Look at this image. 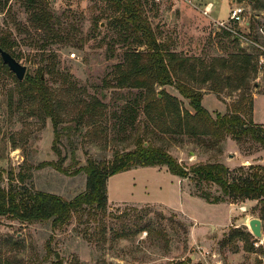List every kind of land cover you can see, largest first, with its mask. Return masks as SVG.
Returning <instances> with one entry per match:
<instances>
[{
    "label": "rangeland",
    "instance_id": "obj_1",
    "mask_svg": "<svg viewBox=\"0 0 264 264\" xmlns=\"http://www.w3.org/2000/svg\"><path fill=\"white\" fill-rule=\"evenodd\" d=\"M45 1L68 30L66 42L47 44L40 50V35L30 28L20 0H0V35L12 43L10 53L26 67L25 76L39 74L45 83L59 116L60 137L55 146L61 156L52 149V123L37 95L0 68L1 187L7 188L10 180L18 189L72 200L85 190L83 173L68 176L52 167H35L59 159L64 169L74 168L72 158L79 166L88 160L109 161L115 153L133 150L137 138L164 149L187 168L213 162L232 172L240 167L264 168V148L250 139L238 143L228 137L212 146L205 137L176 133L175 120L160 116L153 108L150 113L155 120L149 121L143 110L147 101L134 102L137 90L117 86L125 76L121 73L125 67L118 66L124 64L133 45L114 26L113 14L103 1ZM143 1L144 15L157 40L168 51L189 59L175 81L200 89L201 104L212 117L230 113L250 95L251 117L247 106L240 113L264 131V0ZM208 2L213 8L205 16L202 10ZM232 2L244 8V23H229L230 30L218 29V22H227ZM248 26L257 40H251ZM223 31L241 35L239 43H231ZM240 51L252 58L256 68L248 94L231 90L233 77L226 81L225 62ZM211 69L205 84L204 72ZM161 90L189 109L188 101L174 87L154 86L153 92ZM127 107L137 111L132 123L122 118ZM168 127L173 131L165 130ZM178 183L168 172L135 168L108 179L104 213L86 209L56 227L51 222L20 223L0 217V264H264L260 204H208L194 195L199 191L190 177ZM200 190L219 193L213 185ZM150 202H166L172 208ZM252 219L261 222L259 239L249 228Z\"/></svg>",
    "mask_w": 264,
    "mask_h": 264
},
{
    "label": "trees",
    "instance_id": "obj_2",
    "mask_svg": "<svg viewBox=\"0 0 264 264\" xmlns=\"http://www.w3.org/2000/svg\"><path fill=\"white\" fill-rule=\"evenodd\" d=\"M28 13V22L31 29L35 30L43 44L39 45L42 50L47 44H56L67 41L68 30L63 28L61 17L55 16L50 9L49 2L45 0H20ZM113 14L112 23L121 33L128 38L133 47L126 53L124 64L118 68L125 67V76L118 79L119 88L128 87L137 90L134 102L145 99L147 105L144 107L145 116L149 121H154L150 109H154L160 116H168L175 120L177 124L176 133L192 136L194 138L205 137L206 142L212 146L218 145L225 138H230L235 142H242L250 139L264 148V131L262 127L253 124L251 118L247 121L241 115L243 106H247L251 117L253 98L246 95L240 106L234 105L230 113H216L213 117L202 106V92L194 89L180 81L178 78L180 68L185 67L189 59L175 55L167 50L163 43H160L147 19L144 15L143 0H101ZM62 17L69 18L71 15L63 14ZM97 22V21H95ZM96 24V23H95ZM251 26V25H250ZM248 26L249 35L253 33V28ZM229 37L231 43L238 44L241 35H232L229 31H223ZM66 38H65V37ZM253 33L251 40H257ZM32 42L37 44L34 39ZM255 42V41H253ZM85 44V40L81 41ZM36 46V45H35ZM12 43L6 36L0 35V49L10 53ZM144 48V51H139ZM240 55H230L227 64L228 75L226 81L233 77L235 86L232 91H240L248 94L250 83L256 75L255 66L251 65V57L240 51ZM15 59V58H14ZM229 60V61H228ZM176 62V64H175ZM177 67V68H176ZM0 68L9 72L0 59ZM191 68V67H190ZM192 72L194 68H191ZM191 72V73H192ZM213 70L205 71L204 83L209 81V76ZM26 84L31 91L37 95L39 104L46 117L51 120L54 143L53 151L58 157L60 150L55 146L59 140V116L51 105V97L46 89L45 83L37 74L33 77L26 75L22 84ZM154 86L174 87L180 96L188 101V108L183 109L180 101L161 90L154 94ZM213 91V89H211ZM165 101V106L162 103ZM123 120L127 122L135 121V109L127 107ZM130 112V114H129ZM167 131H173L169 127ZM221 148L219 149L221 151ZM73 160V169L62 168V160L58 163L43 162L35 169L52 167L57 172L76 176L80 173L85 175V190L72 200H66L59 196L31 191L26 188L18 189L12 186L9 180L7 188L0 186V217H6L20 223L51 222L53 227L65 225L73 214L86 209L104 213L107 208V181L110 177L127 172L135 168L165 167L167 171L180 179L190 177L198 189L194 194L203 199L208 204H219L235 201H256L261 206V220H264V168L261 166H250L247 169L240 167L232 172L219 162L196 164L190 168L177 162L167 151L156 148L148 142L137 138L135 147L131 151L115 153L111 160L95 162L88 160L85 166H79ZM23 181V178L20 177ZM2 175L0 173V182ZM203 185H213L217 187L219 193H211L200 190ZM59 264V263H57Z\"/></svg>",
    "mask_w": 264,
    "mask_h": 264
},
{
    "label": "water",
    "instance_id": "obj_3",
    "mask_svg": "<svg viewBox=\"0 0 264 264\" xmlns=\"http://www.w3.org/2000/svg\"><path fill=\"white\" fill-rule=\"evenodd\" d=\"M0 59L4 66H6L17 81H23L26 74V67L18 63L9 53L0 49ZM42 79V78H41ZM249 228L251 233L256 238H261V222L259 219H252L249 221Z\"/></svg>",
    "mask_w": 264,
    "mask_h": 264
},
{
    "label": "built area",
    "instance_id": "obj_4",
    "mask_svg": "<svg viewBox=\"0 0 264 264\" xmlns=\"http://www.w3.org/2000/svg\"><path fill=\"white\" fill-rule=\"evenodd\" d=\"M232 7L229 10V14H228V19L227 22H223L220 21L217 23V28L218 29H225V30H230L227 29L229 25V23L232 24H237V25H241L244 23V8L240 5L235 4L234 2H232ZM213 8V5L211 3H206L203 7L202 10V14L205 16H209V14L211 13Z\"/></svg>",
    "mask_w": 264,
    "mask_h": 264
},
{
    "label": "crops",
    "instance_id": "obj_5",
    "mask_svg": "<svg viewBox=\"0 0 264 264\" xmlns=\"http://www.w3.org/2000/svg\"><path fill=\"white\" fill-rule=\"evenodd\" d=\"M245 25H247V23H245ZM148 168V167H147ZM149 168H154V169H156V171L157 172H168V171H166L167 169L165 168V167H149ZM129 171H131V170H129ZM128 172V171H127ZM123 173H125V172H123ZM169 173V172H168ZM170 174V173H169ZM171 175V174H170ZM172 176V178H173V180L175 179L176 181H177V184L179 185V181H180V178H178V177H176V176H173V175H171ZM120 202H124V201H120ZM126 202V201H125ZM149 203V202H148ZM150 203H158V204H163V205H165V206H169V207H171L170 205H168V203H166V202H150ZM172 208V207H171Z\"/></svg>",
    "mask_w": 264,
    "mask_h": 264
}]
</instances>
